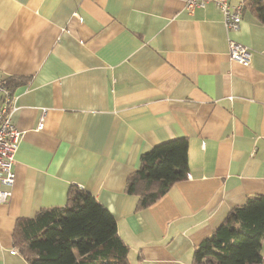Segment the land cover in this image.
Returning a JSON list of instances; mask_svg holds the SVG:
<instances>
[{"label": "crops", "instance_id": "obj_1", "mask_svg": "<svg viewBox=\"0 0 264 264\" xmlns=\"http://www.w3.org/2000/svg\"><path fill=\"white\" fill-rule=\"evenodd\" d=\"M247 1L229 0L243 6L227 30L214 3L0 0V78L15 84L21 132L0 264H28L10 253L17 220L65 204L71 186L112 213L129 264H192L233 207L264 195V24ZM229 40L248 64L230 60ZM175 137L188 141L186 177L136 210L128 175Z\"/></svg>", "mask_w": 264, "mask_h": 264}, {"label": "trees", "instance_id": "obj_2", "mask_svg": "<svg viewBox=\"0 0 264 264\" xmlns=\"http://www.w3.org/2000/svg\"><path fill=\"white\" fill-rule=\"evenodd\" d=\"M247 5L264 24V0H248ZM0 81L13 91L12 78ZM187 150V139L175 137L139 155L138 167L123 189L137 196L136 210L146 208L186 177ZM263 237L264 195L247 196L197 244L192 264H264ZM12 242L28 264H129L128 246L117 234L112 213L88 191L72 186L65 204L18 219Z\"/></svg>", "mask_w": 264, "mask_h": 264}, {"label": "built area", "instance_id": "obj_3", "mask_svg": "<svg viewBox=\"0 0 264 264\" xmlns=\"http://www.w3.org/2000/svg\"><path fill=\"white\" fill-rule=\"evenodd\" d=\"M184 8L192 11L195 7L214 3L220 10L227 30L238 28L242 18V3L231 4L229 0H182ZM228 56L230 60L248 64L249 51L246 46L234 40L228 41ZM13 92L0 81V203L7 202L11 197V187L14 183V156L18 148L21 132L14 125L12 114L16 107ZM42 122L38 124V129ZM16 254L17 250L11 249Z\"/></svg>", "mask_w": 264, "mask_h": 264}]
</instances>
